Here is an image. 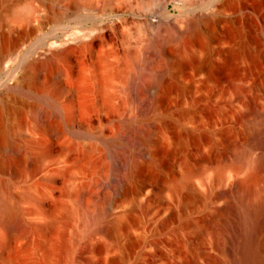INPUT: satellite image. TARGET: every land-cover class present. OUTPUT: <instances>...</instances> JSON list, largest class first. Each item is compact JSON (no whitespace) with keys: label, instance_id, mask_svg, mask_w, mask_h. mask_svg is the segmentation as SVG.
Listing matches in <instances>:
<instances>
[{"label":"rangeland","instance_id":"rangeland-1","mask_svg":"<svg viewBox=\"0 0 264 264\" xmlns=\"http://www.w3.org/2000/svg\"><path fill=\"white\" fill-rule=\"evenodd\" d=\"M194 1L0 0V50L19 47L0 65V85L20 77L17 96L0 100V201L23 222L0 219V264H160L165 177L202 156L257 151L255 141L264 150V0ZM230 25L226 92L189 62L209 54L216 75L226 73L212 38ZM193 114L211 136L199 150ZM119 160L131 168L119 174ZM199 176L195 191L212 194Z\"/></svg>","mask_w":264,"mask_h":264},{"label":"bare ground","instance_id":"bare-ground-1","mask_svg":"<svg viewBox=\"0 0 264 264\" xmlns=\"http://www.w3.org/2000/svg\"><path fill=\"white\" fill-rule=\"evenodd\" d=\"M228 2L231 3L232 0ZM237 36L230 25L222 36L214 35L212 38L218 44L214 52L221 55L220 68L226 73L217 76L218 67L206 53V56L189 62L193 63V75L203 83H211L212 87L214 84L222 85L228 92L231 83L228 71L237 54L232 42L237 40ZM50 51L51 55L55 54L54 50ZM159 76L160 71L154 69L147 81L154 82ZM17 80L20 81V77ZM18 91L17 87L7 94L16 97ZM141 92H144L143 88ZM7 94L0 100L7 97ZM145 96L146 99L149 97L145 109L154 106L152 96ZM146 99L144 98L145 101ZM192 122L194 126L189 136L194 149L199 150L200 142H209L211 136L208 131L199 130L202 127L196 124L195 114L192 115ZM258 130L252 127L248 135L257 138ZM149 132L147 129L143 134L146 140L151 133ZM135 140L136 137H128L126 145L132 148L137 143ZM253 148L257 151L243 149L229 159L225 155L217 158L211 155L202 156L193 162L186 161L181 174L165 177L170 203L163 207L161 213V226L167 233L162 239L160 264H264V150L256 141ZM13 151L18 153L15 148ZM202 161L206 163L205 170L209 168L211 173H199ZM130 168L129 161L119 160L115 163L119 174ZM196 174L200 175L197 179L199 186L212 188V194L200 196L195 191L192 179ZM259 181H262V185L256 190L255 186ZM119 186H112L104 201L102 200L101 212L113 208ZM0 219L9 229L23 225L20 216L5 199L0 201ZM152 247L151 242V251Z\"/></svg>","mask_w":264,"mask_h":264},{"label":"water","instance_id":"water-1","mask_svg":"<svg viewBox=\"0 0 264 264\" xmlns=\"http://www.w3.org/2000/svg\"><path fill=\"white\" fill-rule=\"evenodd\" d=\"M19 51V47L17 45H11L10 47H8L7 49H2L0 50V65L3 63V61L5 59H7L8 57H12L13 55L17 54ZM49 52V54H51V51H47ZM47 52H43L40 55L43 56H48ZM17 87H19V82L18 80H13V81H4L1 85H0V97H3L5 94H7L8 92H10L11 90L17 89Z\"/></svg>","mask_w":264,"mask_h":264}]
</instances>
